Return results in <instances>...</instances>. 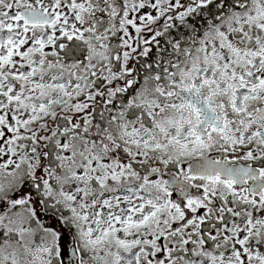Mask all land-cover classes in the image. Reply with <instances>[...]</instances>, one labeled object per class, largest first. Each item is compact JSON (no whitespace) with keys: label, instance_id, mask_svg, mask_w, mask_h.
Returning <instances> with one entry per match:
<instances>
[{"label":"snow or ice","instance_id":"1","mask_svg":"<svg viewBox=\"0 0 264 264\" xmlns=\"http://www.w3.org/2000/svg\"><path fill=\"white\" fill-rule=\"evenodd\" d=\"M0 264H264V0H0Z\"/></svg>","mask_w":264,"mask_h":264}]
</instances>
